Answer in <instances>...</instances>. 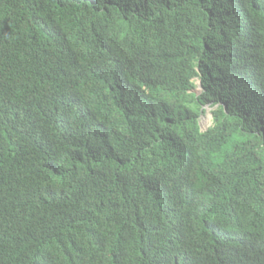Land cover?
<instances>
[{
  "label": "trees",
  "instance_id": "obj_1",
  "mask_svg": "<svg viewBox=\"0 0 264 264\" xmlns=\"http://www.w3.org/2000/svg\"><path fill=\"white\" fill-rule=\"evenodd\" d=\"M0 264H264V0H0Z\"/></svg>",
  "mask_w": 264,
  "mask_h": 264
},
{
  "label": "rangeland",
  "instance_id": "obj_2",
  "mask_svg": "<svg viewBox=\"0 0 264 264\" xmlns=\"http://www.w3.org/2000/svg\"><path fill=\"white\" fill-rule=\"evenodd\" d=\"M196 84H199V82H196ZM199 89H196L198 91ZM199 126L202 131H205L207 128L211 126V115H210V109L206 108L205 113L201 115Z\"/></svg>",
  "mask_w": 264,
  "mask_h": 264
},
{
  "label": "clouds",
  "instance_id": "obj_3",
  "mask_svg": "<svg viewBox=\"0 0 264 264\" xmlns=\"http://www.w3.org/2000/svg\"><path fill=\"white\" fill-rule=\"evenodd\" d=\"M200 88V87H199Z\"/></svg>",
  "mask_w": 264,
  "mask_h": 264
}]
</instances>
